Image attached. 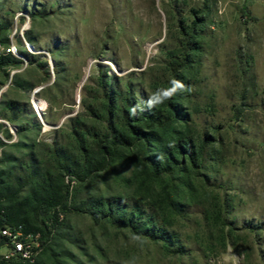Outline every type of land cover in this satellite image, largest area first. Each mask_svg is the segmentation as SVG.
<instances>
[{
    "label": "rangeland",
    "instance_id": "rangeland-1",
    "mask_svg": "<svg viewBox=\"0 0 264 264\" xmlns=\"http://www.w3.org/2000/svg\"><path fill=\"white\" fill-rule=\"evenodd\" d=\"M0 22L20 61L0 69V170L11 154L58 175L54 149L80 158V142L100 159L120 122L102 81L159 111L183 82L188 133L209 137L189 187L147 179L133 150L85 183L67 179L69 209L121 199L174 242L53 211L36 219L51 235L34 264H264V0H0Z\"/></svg>",
    "mask_w": 264,
    "mask_h": 264
},
{
    "label": "trees",
    "instance_id": "trees-1",
    "mask_svg": "<svg viewBox=\"0 0 264 264\" xmlns=\"http://www.w3.org/2000/svg\"><path fill=\"white\" fill-rule=\"evenodd\" d=\"M10 26L8 22H0V34L4 35ZM6 41L2 39V42ZM185 61L187 60L184 59ZM19 63L13 56L0 57V69L17 66ZM179 83L184 86L183 82ZM101 88L107 100L108 120L111 123L115 120L120 122L114 128L111 124L113 135L108 145H103L101 140L97 143L100 159L92 160L82 142L79 144L82 151L80 158L56 148L53 155L61 173L53 175L49 170L21 163L11 154L6 155L8 170H0V227H22L25 234H39L41 245L45 248L49 244L51 232L44 222L39 226L36 224L39 216L53 211L69 213L87 210L98 220H106L119 227H129L152 240L163 241L166 245L175 241L174 235L155 227L148 218L144 221L142 211L136 206L128 207L121 199L111 202L109 199L95 198L73 209L68 208L67 179L85 183L97 171L107 169L125 151H136V161L147 179L154 182L167 179L178 188L181 185L189 187L190 174L200 168L205 144H209V137L200 145L188 133L186 125L189 117L179 102L182 98L181 88L163 98V111L136 104L130 99V93H117L108 81H102ZM2 146L3 143L0 142V147ZM17 168L21 171L19 175L16 173ZM26 190L28 192L23 196ZM166 200L171 207H177V201L170 198V195ZM0 264L16 263L1 258Z\"/></svg>",
    "mask_w": 264,
    "mask_h": 264
},
{
    "label": "built area",
    "instance_id": "built-area-1",
    "mask_svg": "<svg viewBox=\"0 0 264 264\" xmlns=\"http://www.w3.org/2000/svg\"><path fill=\"white\" fill-rule=\"evenodd\" d=\"M17 54L18 49L15 45H9L6 49L0 34V57L7 55L17 57ZM36 111L39 113L37 108ZM59 216L61 219L63 218L62 213H59ZM0 249L5 250L1 258L7 262L34 264L42 252L43 246L39 234H25L22 227L18 229L0 227Z\"/></svg>",
    "mask_w": 264,
    "mask_h": 264
},
{
    "label": "clouds",
    "instance_id": "clouds-1",
    "mask_svg": "<svg viewBox=\"0 0 264 264\" xmlns=\"http://www.w3.org/2000/svg\"><path fill=\"white\" fill-rule=\"evenodd\" d=\"M173 85H174V87L171 90L165 92L163 94L164 96H166V97L167 96H171L178 88H182L183 87V85L180 84L178 81H173Z\"/></svg>",
    "mask_w": 264,
    "mask_h": 264
},
{
    "label": "bare ground",
    "instance_id": "bare-ground-1",
    "mask_svg": "<svg viewBox=\"0 0 264 264\" xmlns=\"http://www.w3.org/2000/svg\"><path fill=\"white\" fill-rule=\"evenodd\" d=\"M34 104H35V106H36V108H37V110L39 112H41V111H43L45 109V103H44V101H36V102H34Z\"/></svg>",
    "mask_w": 264,
    "mask_h": 264
}]
</instances>
